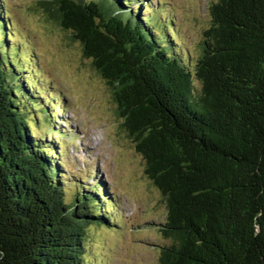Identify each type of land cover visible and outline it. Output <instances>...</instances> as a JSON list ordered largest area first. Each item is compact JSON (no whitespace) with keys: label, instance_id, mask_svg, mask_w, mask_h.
Here are the masks:
<instances>
[{"label":"trees","instance_id":"trees-1","mask_svg":"<svg viewBox=\"0 0 264 264\" xmlns=\"http://www.w3.org/2000/svg\"><path fill=\"white\" fill-rule=\"evenodd\" d=\"M37 3L109 85L161 195L158 264H264V0H208L193 60L123 0ZM7 46L0 37V264H95L87 225L108 220L90 193L66 197Z\"/></svg>","mask_w":264,"mask_h":264},{"label":"rangeland","instance_id":"rangeland-1","mask_svg":"<svg viewBox=\"0 0 264 264\" xmlns=\"http://www.w3.org/2000/svg\"><path fill=\"white\" fill-rule=\"evenodd\" d=\"M207 1L178 0L177 5L180 9L175 6L178 10L177 12L174 10L178 17V23H175L178 32L174 37L182 51L187 50L188 54L192 55L191 60L196 57L199 50L198 43L204 29L209 25ZM37 2L38 0H12L15 11L31 24H35V28L44 40L46 53H42L40 49L39 52L43 54V56L40 55V61L45 72L47 71L53 81H58V84L66 91L68 88H73L76 93L74 94L76 100L78 99L76 104L81 108H74L71 103V116L76 122L78 120L80 123L91 124L98 129L95 130L94 135L102 146H98L97 142L93 143L97 152L108 147V151L104 152L106 158L101 161L104 174L98 166L94 168L97 163L94 153L90 156L87 154L81 156V153H78L76 157L72 155L73 153L71 154L72 151H69L66 154L69 158L65 169L67 171L74 158L80 165V170L75 174L84 182L92 181L91 176L87 175L89 169H98L99 173L112 185L114 195L118 197L122 206V218L117 220V224L108 222L107 226L87 225L85 248L92 253L95 264H99L98 259L101 262L102 255L108 258L110 246L113 247L115 244L119 247L120 241L125 245L127 255L124 259L120 256H112L111 260H117L123 264H158L159 249L156 244L168 241L157 228V224L165 219V205L161 195L146 178L143 172L142 156L134 149L132 141L120 127L109 85L95 71L90 59L83 56L79 42L69 39L70 32L58 26L57 22ZM39 40L41 41L40 38ZM82 106L85 112L80 111L83 109ZM41 127L40 123L37 126H31L38 136L44 132ZM89 136H93V133H89ZM71 175L66 174L63 182L68 199L76 192ZM105 211L110 212L111 209L107 208ZM115 220L111 219L112 222ZM134 231H137L136 234ZM121 236L125 237L120 239ZM134 245L135 248H133Z\"/></svg>","mask_w":264,"mask_h":264}]
</instances>
